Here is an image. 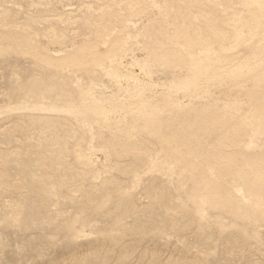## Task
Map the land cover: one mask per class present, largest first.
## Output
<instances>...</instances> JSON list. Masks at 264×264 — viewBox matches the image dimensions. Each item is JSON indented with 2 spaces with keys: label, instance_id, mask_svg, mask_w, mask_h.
<instances>
[{
  "label": "rangeland",
  "instance_id": "374dc122",
  "mask_svg": "<svg viewBox=\"0 0 264 264\" xmlns=\"http://www.w3.org/2000/svg\"><path fill=\"white\" fill-rule=\"evenodd\" d=\"M263 56L264 0H0V264H264Z\"/></svg>",
  "mask_w": 264,
  "mask_h": 264
},
{
  "label": "bare ground",
  "instance_id": "6f19581e",
  "mask_svg": "<svg viewBox=\"0 0 264 264\" xmlns=\"http://www.w3.org/2000/svg\"><path fill=\"white\" fill-rule=\"evenodd\" d=\"M264 57V56H263ZM88 58V57H87ZM133 62V61H132ZM80 63V62H79ZM126 64V63H125ZM129 65V64H128ZM124 66V65H123ZM58 68V67H57ZM60 69H61V66H60ZM59 71V70H58ZM72 71V70H71ZM245 71V70H244ZM67 74V73H66ZM70 76V75H69ZM76 79H79V78H76ZM43 87V86H42ZM59 87V86H58ZM77 88V87H76ZM85 90V89H84ZM67 93V92H66ZM69 94V93H68ZM70 96V95H69ZM50 98V97H49ZM41 99V98H40ZM57 102V101H56ZM44 105V104H43ZM69 106V105H68ZM50 108V107H49ZM58 108V107H57ZM68 109V108H67ZM65 112V111H64ZM53 118V117H52ZM235 211V210H234Z\"/></svg>",
  "mask_w": 264,
  "mask_h": 264
}]
</instances>
